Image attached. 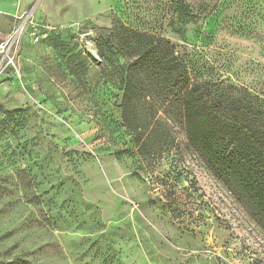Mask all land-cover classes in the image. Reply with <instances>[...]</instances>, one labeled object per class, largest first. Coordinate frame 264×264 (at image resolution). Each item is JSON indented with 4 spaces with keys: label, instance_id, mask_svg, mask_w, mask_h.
Here are the masks:
<instances>
[{
    "label": "rangeland",
    "instance_id": "374dc122",
    "mask_svg": "<svg viewBox=\"0 0 264 264\" xmlns=\"http://www.w3.org/2000/svg\"><path fill=\"white\" fill-rule=\"evenodd\" d=\"M26 1L63 29L26 31L0 72V264H264V227L188 141L170 82L183 68L264 123V0ZM123 27L178 58L170 78L138 69L125 108L120 66L156 44Z\"/></svg>",
    "mask_w": 264,
    "mask_h": 264
},
{
    "label": "trees",
    "instance_id": "16d2710c",
    "mask_svg": "<svg viewBox=\"0 0 264 264\" xmlns=\"http://www.w3.org/2000/svg\"><path fill=\"white\" fill-rule=\"evenodd\" d=\"M122 30L135 39H146L156 44H146L138 53V60L125 62L120 66L122 101L125 108V105L130 107L143 90L138 69L154 66L170 78L165 67L169 61L174 62L178 58L163 57L168 54V43L162 39L139 34L124 27ZM110 37L112 35L106 41L108 47H111ZM160 44L166 47L161 50ZM180 64L179 62L175 65L181 66ZM154 77L153 75L151 78ZM173 80L170 82L182 84L173 101L183 113L188 141L221 178L246 198L252 217L264 227V123L247 120V116L241 111L228 115L227 105L219 102L215 95L210 96L208 90L206 93V89H201L203 86L195 84L194 79L183 68ZM205 86L212 88L215 85L208 81ZM126 116L123 113L122 119L128 126Z\"/></svg>",
    "mask_w": 264,
    "mask_h": 264
},
{
    "label": "built area",
    "instance_id": "2783aa9c",
    "mask_svg": "<svg viewBox=\"0 0 264 264\" xmlns=\"http://www.w3.org/2000/svg\"><path fill=\"white\" fill-rule=\"evenodd\" d=\"M32 13L33 11H29L25 15L17 17L19 21L18 25L7 36L4 42L0 44V72L4 68L15 65V55L10 53L17 48L26 31H31L32 42L38 44L58 34L63 29V27L52 26L46 23H34Z\"/></svg>",
    "mask_w": 264,
    "mask_h": 264
},
{
    "label": "crops",
    "instance_id": "0c3cea01",
    "mask_svg": "<svg viewBox=\"0 0 264 264\" xmlns=\"http://www.w3.org/2000/svg\"><path fill=\"white\" fill-rule=\"evenodd\" d=\"M28 2L26 0H0V28L5 29L12 26L8 17H15L17 20V17L29 9V7L26 9Z\"/></svg>",
    "mask_w": 264,
    "mask_h": 264
}]
</instances>
